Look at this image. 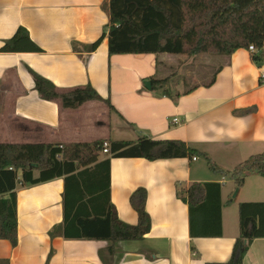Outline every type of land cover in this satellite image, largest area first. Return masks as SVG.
Returning <instances> with one entry per match:
<instances>
[{
	"label": "crops",
	"instance_id": "obj_1",
	"mask_svg": "<svg viewBox=\"0 0 264 264\" xmlns=\"http://www.w3.org/2000/svg\"><path fill=\"white\" fill-rule=\"evenodd\" d=\"M108 1L0 0V143L180 140L196 151V161L97 154L95 164L110 158L109 200L118 219L137 224L129 202L137 189L146 192L150 217L151 229L143 239L115 243L113 255L107 253L110 241L64 237L65 177L17 185V244L11 247L0 240V262L103 264L102 254L112 264L226 263L240 234L239 205L264 203V178L248 174L237 188L232 176L239 164L264 152V63L256 65L248 50L238 49L213 74L211 85L195 84L167 95L162 89L147 90L143 82L167 79L159 62L175 55H110L107 36L94 52L85 50L109 24ZM21 28L28 38L14 39ZM27 69L60 91L91 85L102 102L63 109L57 101H44ZM105 104L108 114L124 122L118 139L111 138L109 121L101 119L104 114L96 111L92 123L85 121L87 112ZM197 183L220 185L222 234L216 238H190L189 209L178 195ZM242 261L264 264V238L252 240Z\"/></svg>",
	"mask_w": 264,
	"mask_h": 264
},
{
	"label": "trees",
	"instance_id": "obj_2",
	"mask_svg": "<svg viewBox=\"0 0 264 264\" xmlns=\"http://www.w3.org/2000/svg\"><path fill=\"white\" fill-rule=\"evenodd\" d=\"M109 24L101 37L85 50L94 52L107 36L110 55H184L215 50L230 56L238 49L254 46L251 60L264 63V0H109L106 4ZM14 39H27L19 29ZM14 40L7 42L13 45ZM74 49V48H73ZM34 90L44 101H57L63 109H74L102 99L91 85L60 91L52 82L27 69ZM214 78L210 81L211 85ZM152 89H162L166 80H151ZM106 102V101H105ZM111 107V106H110ZM103 141L60 145L0 143V240L11 247L17 244V185H35L65 177L63 189V230L66 239L110 241L108 255L117 242L139 241L147 234L150 217L145 210L146 192L137 189L130 205L137 213L136 225L124 224L110 204V158L95 164ZM111 158H137L150 162L196 157V151L183 141L152 140L142 137L136 143L111 142ZM60 156V159L57 158ZM211 171L216 168L209 161ZM91 164H95L90 167ZM79 167L82 170H79ZM37 171L38 177H33ZM257 173L264 178V152L251 156L233 170L236 187L246 176ZM20 174V177H18ZM178 198L189 209L190 238H216L222 234L219 184H193ZM240 234L228 262L242 264L243 255L255 238H264V203L239 205ZM103 264L108 263L101 254ZM0 264H8L1 261ZM216 264V263H207Z\"/></svg>",
	"mask_w": 264,
	"mask_h": 264
},
{
	"label": "rangeland",
	"instance_id": "obj_3",
	"mask_svg": "<svg viewBox=\"0 0 264 264\" xmlns=\"http://www.w3.org/2000/svg\"><path fill=\"white\" fill-rule=\"evenodd\" d=\"M226 58V55L212 50L210 53H196L192 55L188 53L163 59V62H159V64L163 63L165 66V70H163L164 76L167 78V82L164 84L165 90L170 94L182 93L195 84L209 83L213 74L225 63ZM96 111L100 112V115H105L101 119L107 118V121H109L111 138L118 139L120 137V129L124 127V122L120 120L119 116L113 113L108 114L107 105L106 107H101V109L98 108L87 112L86 115L89 117L85 121L92 123V120L97 118ZM63 147L66 148L67 145ZM205 162V159L201 157L200 163L203 164Z\"/></svg>",
	"mask_w": 264,
	"mask_h": 264
},
{
	"label": "built area",
	"instance_id": "obj_4",
	"mask_svg": "<svg viewBox=\"0 0 264 264\" xmlns=\"http://www.w3.org/2000/svg\"><path fill=\"white\" fill-rule=\"evenodd\" d=\"M251 54L255 53L256 52V49L254 48V46H249L248 49H247ZM174 123H177V121L175 120ZM63 147L60 145L59 146V149H62ZM110 147H109V143L108 142H105L103 144V149H102V153L103 154H106V153H110L109 151ZM58 159H60V156H57ZM193 161H196V158H193L192 159Z\"/></svg>",
	"mask_w": 264,
	"mask_h": 264
},
{
	"label": "water",
	"instance_id": "obj_5",
	"mask_svg": "<svg viewBox=\"0 0 264 264\" xmlns=\"http://www.w3.org/2000/svg\"><path fill=\"white\" fill-rule=\"evenodd\" d=\"M143 84H144V87L147 90H151L152 89V84L149 81H145V82H143Z\"/></svg>",
	"mask_w": 264,
	"mask_h": 264
}]
</instances>
